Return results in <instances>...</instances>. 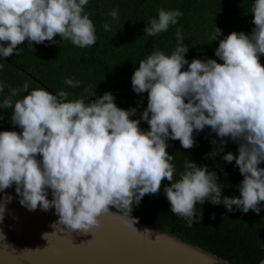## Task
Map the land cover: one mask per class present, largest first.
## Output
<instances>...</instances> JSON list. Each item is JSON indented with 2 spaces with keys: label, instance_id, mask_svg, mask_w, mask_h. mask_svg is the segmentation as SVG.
<instances>
[{
  "label": "clouds",
  "instance_id": "9594fccd",
  "mask_svg": "<svg viewBox=\"0 0 264 264\" xmlns=\"http://www.w3.org/2000/svg\"><path fill=\"white\" fill-rule=\"evenodd\" d=\"M88 4L89 0H0V59L22 54L17 46L24 41L31 47L33 42L57 43V35L78 48L93 46L97 35L85 10ZM157 13L144 28L148 37L167 32L183 15L179 8H159ZM250 13L254 25L250 33L232 31L221 38L222 30L215 25L208 43L219 40L214 50L218 59H186L189 46L177 28L170 54L154 49L139 60L131 86L137 94L147 93V106L138 119L131 118L136 108L118 107L109 91L86 103L94 92L68 99L69 93L62 89L55 94L43 87L29 91L27 81L9 87L0 109L11 110L10 121L20 131H0V192L15 185L22 206L30 211L54 208L58 220L53 226L82 233L98 226L103 214L116 215L134 227L133 206L146 194H158L164 180L170 182L163 191L171 213L188 227L200 222L197 205L205 201L222 204L228 212L259 214L264 202V167L258 166L264 162L260 63L264 0H253ZM108 16L117 21L118 6ZM103 29L111 31L112 25L106 22ZM63 82L69 88L81 83L71 77ZM5 87L0 81V93ZM141 121L147 129L140 127ZM206 126L219 139L212 155L224 152L225 138L238 144L237 154L226 152L222 159L234 160L243 177L239 196H222L217 173L187 157L178 171L167 151L169 139L191 149L194 131ZM211 143L217 145V139ZM11 199L5 195L0 201V220ZM110 206L117 211H110Z\"/></svg>",
  "mask_w": 264,
  "mask_h": 264
},
{
  "label": "trees",
  "instance_id": "16d2710c",
  "mask_svg": "<svg viewBox=\"0 0 264 264\" xmlns=\"http://www.w3.org/2000/svg\"><path fill=\"white\" fill-rule=\"evenodd\" d=\"M252 4L253 0H89L85 10L96 27V43L78 48L70 41H61L58 35L54 37L57 43L33 42L31 47L24 41L17 46L23 49L22 54L13 53L0 59V81L6 85L0 93V100L9 93V87H18L25 81L29 83V91L43 87L55 94L62 89L69 93L68 99L87 97L93 92L92 97H96L105 91L147 98L146 92L137 94L131 86V75L139 66V60L154 49L170 54L176 46L177 28L184 35L183 43L189 46L186 59H218L214 50L219 40L208 43L210 33L215 25L222 30L221 38L232 31L250 33L254 27L250 13ZM117 6L119 19L113 21L108 13ZM159 8H179L183 15L167 32L148 37L144 35V28L157 16ZM106 22L112 25L111 31H104ZM260 63L264 65V55L260 56ZM65 77L79 80L80 86L69 88L63 82ZM133 96L116 95L115 103L124 109L136 108V115L131 118L138 119L147 106V99ZM0 115L3 116L0 131H20L10 121L11 110L0 109ZM140 127L147 129L148 125L141 121ZM193 135L195 143L191 149L182 148L179 140L168 141L167 151L174 156L177 170H182L187 157L217 173L223 185L222 196H239L238 186L243 177L234 160L228 163L222 159L226 152L237 154L235 147L238 144L225 138L224 152L212 155L213 149L219 145L216 134L205 128L199 133L194 131ZM213 139H217V145L211 143ZM260 165L264 167V162ZM168 184L170 182L164 180L158 194H146L138 206H133L131 215L234 264H259L264 259V202H261V211L257 214L252 210L243 213L238 209L228 212L222 204L212 205L205 201L203 205H197L202 212L200 222L188 227L181 217L170 211L163 191ZM213 213L215 218L211 219Z\"/></svg>",
  "mask_w": 264,
  "mask_h": 264
},
{
  "label": "water",
  "instance_id": "95a60500",
  "mask_svg": "<svg viewBox=\"0 0 264 264\" xmlns=\"http://www.w3.org/2000/svg\"><path fill=\"white\" fill-rule=\"evenodd\" d=\"M5 195L12 199L0 220V264H234L133 215L137 230L116 215L103 214L91 232H72L53 226L58 220L54 208L30 211L22 206L15 185L0 192V201ZM110 211L117 210L110 206Z\"/></svg>",
  "mask_w": 264,
  "mask_h": 264
},
{
  "label": "bare ground",
  "instance_id": "6f19581e",
  "mask_svg": "<svg viewBox=\"0 0 264 264\" xmlns=\"http://www.w3.org/2000/svg\"><path fill=\"white\" fill-rule=\"evenodd\" d=\"M207 127V129H209V130H211L208 126H206ZM229 143V142H228Z\"/></svg>",
  "mask_w": 264,
  "mask_h": 264
}]
</instances>
